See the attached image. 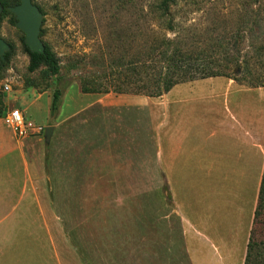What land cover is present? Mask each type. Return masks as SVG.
<instances>
[{
  "label": "rangeland",
  "instance_id": "obj_1",
  "mask_svg": "<svg viewBox=\"0 0 264 264\" xmlns=\"http://www.w3.org/2000/svg\"><path fill=\"white\" fill-rule=\"evenodd\" d=\"M150 1L33 0L40 14V40L59 57L63 83L73 82L56 118L45 123V109L30 111L31 120L55 130L49 144L45 132L39 136L48 160L52 208H30L23 214L26 219L19 208L8 213L15 220L10 232L24 238L25 254L46 255L50 247L61 264H194L192 258L196 262L200 255L207 264L244 263L248 239L242 243L243 236L233 245L226 231L213 237L215 226L207 230L194 223L195 247L190 243L189 225L168 198L172 190L160 169V124L148 107L151 99H163L113 91L127 78L138 79L130 67L158 36L174 38L181 32L190 47H210L222 36L240 32L244 41L239 47L264 50V0H174L164 16L142 9ZM13 7L5 16L0 9V38L10 56L5 67L0 56V93L8 92L6 83L15 90L28 81L40 91H53L56 77L46 67L28 71L30 47ZM90 71L116 73L93 77L102 101L89 105L94 99L81 93L80 77ZM239 85L257 88L264 96L263 86ZM229 98L235 100L237 92ZM117 100L137 102L115 104ZM205 175L196 181L193 204L198 208ZM204 201L209 205V198ZM231 254L240 255L239 261L231 260Z\"/></svg>",
  "mask_w": 264,
  "mask_h": 264
},
{
  "label": "crops",
  "instance_id": "obj_2",
  "mask_svg": "<svg viewBox=\"0 0 264 264\" xmlns=\"http://www.w3.org/2000/svg\"><path fill=\"white\" fill-rule=\"evenodd\" d=\"M10 87V91L0 93L6 113L0 117V264H40L39 261L61 264L59 255L51 253L50 247L46 255L25 254V240L14 235L15 232L11 234L15 220L8 219L10 208H19L17 212H22L23 219H26L24 213L31 212L30 208L41 212L42 208H52L49 174L39 147L40 135L18 137L6 116L19 109L31 120L32 109H45V123L48 122L53 118V91H40L26 84L15 90ZM256 90L227 77H213L178 84L161 96L160 102L152 99L148 102L151 114L160 124V169L168 185L171 184L172 200L180 216L189 225L192 247L196 245L191 228L194 223L207 230L215 226L213 237L219 236L221 230L226 231L233 238V245L240 243L241 236L242 243L249 240L264 176V96ZM233 92H237V98L231 101ZM83 95L93 96L89 105L102 101L100 94ZM126 102L137 101H114L115 104ZM83 110L63 119L75 117ZM203 172L207 174L206 183L202 181L198 208L193 204L196 181H200ZM208 198L209 205L204 201ZM203 211L209 213V219ZM212 212L216 213L215 217ZM239 258L240 255L231 254V260L239 261ZM192 261L207 264L203 255Z\"/></svg>",
  "mask_w": 264,
  "mask_h": 264
},
{
  "label": "trees",
  "instance_id": "obj_3",
  "mask_svg": "<svg viewBox=\"0 0 264 264\" xmlns=\"http://www.w3.org/2000/svg\"><path fill=\"white\" fill-rule=\"evenodd\" d=\"M17 1V2H16ZM174 0H152L147 2L142 9L150 10L152 14L164 16L169 12L170 3ZM17 3V4H16ZM20 4V0H0L3 8L2 16L9 13V7ZM140 5V2H138ZM171 29H174L173 26ZM185 36L181 32L175 34L174 38H163L158 40L146 50L140 52L141 57L132 64L130 72L138 79L127 78L115 86L113 92L117 94L161 97L167 94L178 84L192 82L213 77H227L239 84L250 87H264V50H245L238 44L244 41V36L237 32L231 37L222 36L216 40V44L210 47H190L185 43ZM44 44L43 52H33L27 48L30 56L28 71L35 73L41 67H46L51 76L56 77L53 89L51 114L56 118L62 108L63 96L73 80H66L62 73L63 66L59 57L52 47ZM192 46V45H191ZM9 54L5 55L2 67L9 61ZM111 69V68H110ZM115 71H104L102 73L87 72L80 77L81 92L83 94H97L100 90L96 88L94 79L96 77L110 78ZM95 77V78H93ZM27 87H36V84L28 81ZM47 88H52L47 86ZM3 101L0 98V117L5 116ZM46 171L48 160H46ZM169 188V186H165ZM172 200V196L168 195ZM243 264H264V176L260 185L257 207L250 230L247 244L246 256Z\"/></svg>",
  "mask_w": 264,
  "mask_h": 264
},
{
  "label": "water",
  "instance_id": "obj_4",
  "mask_svg": "<svg viewBox=\"0 0 264 264\" xmlns=\"http://www.w3.org/2000/svg\"><path fill=\"white\" fill-rule=\"evenodd\" d=\"M2 8L0 4V9ZM3 11V8H2ZM12 11L19 20V27L26 36V42L33 52H43L44 44L40 40V14L33 4V0H20V4L13 7ZM6 43L0 38V56L5 60ZM55 127L49 126L45 129V142L49 144L54 134Z\"/></svg>",
  "mask_w": 264,
  "mask_h": 264
},
{
  "label": "built area",
  "instance_id": "obj_5",
  "mask_svg": "<svg viewBox=\"0 0 264 264\" xmlns=\"http://www.w3.org/2000/svg\"><path fill=\"white\" fill-rule=\"evenodd\" d=\"M10 89V85L6 83L4 85V90L10 91ZM6 120L20 138H27L32 135H41L46 129L44 126L37 125L26 118V116L19 109L12 110L6 116Z\"/></svg>",
  "mask_w": 264,
  "mask_h": 264
}]
</instances>
